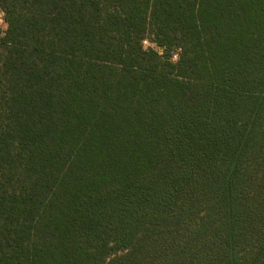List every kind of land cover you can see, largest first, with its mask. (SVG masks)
<instances>
[{
  "label": "trees",
  "instance_id": "16d2710c",
  "mask_svg": "<svg viewBox=\"0 0 264 264\" xmlns=\"http://www.w3.org/2000/svg\"><path fill=\"white\" fill-rule=\"evenodd\" d=\"M0 11V264H264V0Z\"/></svg>",
  "mask_w": 264,
  "mask_h": 264
},
{
  "label": "rangeland",
  "instance_id": "374dc122",
  "mask_svg": "<svg viewBox=\"0 0 264 264\" xmlns=\"http://www.w3.org/2000/svg\"><path fill=\"white\" fill-rule=\"evenodd\" d=\"M0 28L3 29V30L6 29V25L3 22V14H2L1 11H0ZM145 46H149V45L148 44H145ZM175 55H177V54H174V56ZM174 56H173V61H177L178 60V57H177V59H175Z\"/></svg>",
  "mask_w": 264,
  "mask_h": 264
},
{
  "label": "built area",
  "instance_id": "2783aa9c",
  "mask_svg": "<svg viewBox=\"0 0 264 264\" xmlns=\"http://www.w3.org/2000/svg\"><path fill=\"white\" fill-rule=\"evenodd\" d=\"M144 44H148V42L145 41ZM177 57H178L177 55L174 56L175 59H177Z\"/></svg>",
  "mask_w": 264,
  "mask_h": 264
},
{
  "label": "crops",
  "instance_id": "0c3cea01",
  "mask_svg": "<svg viewBox=\"0 0 264 264\" xmlns=\"http://www.w3.org/2000/svg\"><path fill=\"white\" fill-rule=\"evenodd\" d=\"M178 56V55H177Z\"/></svg>",
  "mask_w": 264,
  "mask_h": 264
}]
</instances>
